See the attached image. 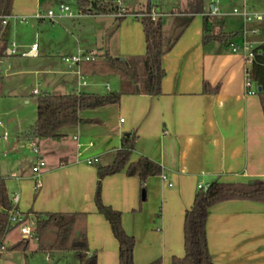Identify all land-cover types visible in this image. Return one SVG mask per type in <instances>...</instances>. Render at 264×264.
Here are the masks:
<instances>
[{"label": "crops", "instance_id": "0c3cea01", "mask_svg": "<svg viewBox=\"0 0 264 264\" xmlns=\"http://www.w3.org/2000/svg\"><path fill=\"white\" fill-rule=\"evenodd\" d=\"M185 1L187 9H173L180 5L178 3L167 11L162 5L151 2L145 9L161 13L164 41L166 45L172 44L163 56L166 75L159 95L134 94L131 85L117 75H86L81 68L71 67L62 59L64 55L88 51L96 52L97 59L106 52L123 59L144 54V26L135 13L145 10H126L127 15L135 18L126 15L121 20L114 14H82L89 16L84 20L70 16L57 21L49 19L53 24L58 22L60 28L53 25L47 30L50 37L42 39L41 57L50 67L33 72L55 77L52 82L43 81V93L122 92L117 104L81 110L79 116L83 121L63 128L58 138L21 137L36 119L19 120L15 127L19 148L33 152L29 148L31 141L37 142L39 147L38 154L33 152L36 158L29 160L30 171L16 177L17 185L12 196L19 191L20 211L87 213V241L93 264H119L118 240L108 220L97 211L94 194L98 164L113 162L127 133H137L131 161L147 156L162 166L161 174L146 180L145 195L139 177L125 171L103 179L104 203L122 212L125 231L136 239L135 264H148L156 259H160L161 264H171L174 256H184V215L194 201L199 184L206 186L215 180H264L261 99L259 94L246 93L242 57L229 47L231 41L242 40L240 31L244 20L236 23L235 30L227 31L224 17L230 16L229 12L213 16L215 19L209 22L211 35L219 32L238 34L229 41L204 40V15L213 2L207 9L204 0ZM43 2L14 0L13 14L4 18L3 38L8 41L11 19L25 23L28 18L37 19L39 23L47 20L39 17L45 15L41 11ZM253 3V7L264 10V0H253ZM102 19H107V23L104 24ZM248 26L259 28L264 35V24ZM44 29L40 28L42 37L46 35ZM249 38L260 43L263 41L261 36L250 35ZM12 45L14 49H9L7 54L15 51V44ZM17 46L23 48L29 44ZM31 46L25 53L37 55L39 48L33 50L36 45ZM59 61H63V67ZM205 82L211 88L218 87V91H205ZM5 88L6 84L2 82L1 96ZM33 94H41V90L34 89ZM7 112L1 111L0 115ZM38 158H44L46 166L42 186L35 189L32 168ZM89 158L97 160L89 164ZM16 172L20 173V167ZM31 219L29 215L25 223ZM23 229L14 243L28 238L29 249L36 251L37 241L27 236ZM207 239L214 264H264V203L232 199L214 205L207 219ZM52 254L60 258L65 253Z\"/></svg>", "mask_w": 264, "mask_h": 264}, {"label": "trees", "instance_id": "16d2710c", "mask_svg": "<svg viewBox=\"0 0 264 264\" xmlns=\"http://www.w3.org/2000/svg\"><path fill=\"white\" fill-rule=\"evenodd\" d=\"M14 0H0V56L7 54L8 42L3 38L4 18L13 14ZM82 14L95 13L118 14V6L106 3L104 0H77ZM147 9L146 12H149ZM203 12V11H201ZM123 16H118L121 20ZM145 32L146 52L127 59L117 58L110 53H104L100 58L83 62L81 72L86 75H117L131 85L134 94L159 95L162 93V82L166 75L163 67V56L171 48L166 45L163 37L162 20L151 17L140 18ZM215 17L204 15V40L215 38L229 41L238 32L210 34L209 22ZM211 23V22H210ZM119 26V21L117 27ZM260 53L256 54L252 65V79L258 87V92L264 112V43L258 46ZM205 91L217 92L218 87L211 88L205 82ZM122 96L121 91H111L106 94L91 92H75L55 94L45 92L37 95V117L35 122L21 134L25 139L58 138L61 130L83 121L79 112L83 109L97 108L108 104H117ZM137 133L135 131L123 136L122 146L116 152L111 164H98V178L96 182L94 202L97 211L108 220L111 230L119 243V264H135L134 249L136 239L128 234L123 226L122 212L107 205L102 197V183L104 177L125 171L128 175L138 176L144 195L145 182L150 176L162 173V166L147 156H141L131 161L135 149ZM232 199H247L264 203V180L254 179L253 182H222L215 180L206 189L199 188L192 205L186 209L184 215L183 237L184 256L172 258L171 264H214L209 251L207 239V219L210 208L214 205ZM12 207L4 178H0V238L13 227L7 228V210ZM23 213V212H22ZM35 220L33 238L37 241L36 251L74 252L79 264H93L89 256L87 241V213L75 212H34L23 213ZM2 244V241L0 245ZM7 249V247H5ZM9 250H29V239L24 238L8 247ZM148 264H161L156 259Z\"/></svg>", "mask_w": 264, "mask_h": 264}, {"label": "rangeland", "instance_id": "374dc122", "mask_svg": "<svg viewBox=\"0 0 264 264\" xmlns=\"http://www.w3.org/2000/svg\"><path fill=\"white\" fill-rule=\"evenodd\" d=\"M104 1L115 6L119 5V2L116 0ZM181 1L178 2L180 4L179 6H175L178 4L176 0H121V6L130 12L145 10L150 2L151 4L162 5V8L167 11L174 6L176 8L173 9H187V4H185L186 1ZM216 1L217 0H204V3L208 9L210 2ZM66 5L69 6L72 14L75 15L74 17L82 18L81 20L89 17L88 15L80 14L77 0H44L41 11L46 14L48 9H51L55 11L56 14H60V8ZM218 5L225 13L231 12L235 8L242 11L244 5H246L247 9L251 12H264V10H259L258 8L253 7V0H218ZM131 16L132 15L128 14L127 18ZM132 17L135 18L134 16ZM64 18H69V16H65ZM224 18V29L227 31L235 30L237 24L244 20L240 15H230ZM57 20L58 19H56V21ZM102 22L104 24L107 23V19H102ZM53 25L60 28L58 22H54L53 24L48 18L43 23H39L37 19L33 18H28L27 23L21 20L11 19L7 35V51L9 49H14V46L12 45L13 43L15 44V51L13 54H6L0 57V85L2 82L6 84V88L3 92L4 96L0 95V112L2 111L3 113V111H8L4 116L0 115V121L2 123L0 126V177L5 179L10 200L12 199V192L17 185L16 177H20L29 172L32 157L34 159L37 156L30 150L18 147L15 127L18 125L19 120L34 121L36 119L37 95L33 94V90L38 89L43 93V81L52 82L55 78L51 74L35 75L33 72L35 69H47L50 67L46 65L47 61L41 57V42L42 39L43 41L46 40V38L48 39L47 36L50 37V33L47 30L51 29ZM232 26L235 27L231 28ZM41 27L42 29L45 28L44 30L46 32V35L43 37L40 35ZM251 36L259 37L260 33L258 32L256 35ZM20 43H28L29 46L17 48V45ZM31 45H36V47L39 48L37 55L35 56L27 55L25 53L28 51L29 47H32ZM17 50L19 52H17ZM57 58L59 59L60 57L57 56ZM62 62L63 61H59L63 67L64 63ZM59 65L58 67H61ZM52 67L53 65L51 68ZM27 101H29V103H27ZM17 115L19 116V119ZM17 167H20V173L16 172ZM31 226L29 220V223H23L18 225V227L15 226L17 228L13 227L15 229L12 232L7 233L0 238V243L2 241L4 246L7 247V249L0 248V264H79V260L74 252L65 253L63 257L59 258L58 255L55 254H48L40 251L32 252L31 249L27 252L9 250L8 247L14 243L20 230L24 227L31 228ZM30 231L32 232V229ZM31 243L34 245L33 240H31Z\"/></svg>", "mask_w": 264, "mask_h": 264}, {"label": "built area", "instance_id": "2783aa9c", "mask_svg": "<svg viewBox=\"0 0 264 264\" xmlns=\"http://www.w3.org/2000/svg\"><path fill=\"white\" fill-rule=\"evenodd\" d=\"M119 2L118 5V16H126L127 12L126 10L121 6V0H116ZM80 14H82L80 12ZM207 15L210 16H223L227 15V13H223L220 10V7L218 5V1L213 2L211 4V8L206 13ZM228 14L230 15H240L244 19V26L241 28L240 34L242 37L241 41H231L229 43V47L231 48V51L234 53H237L241 55L243 63H244V74H245V89L247 94H257L258 92V87L256 83L252 79V65L254 63V59L256 57L257 53H260L258 50V46L264 43V35L263 32L257 28V27H249V24H264V12H251L247 9V7L244 5V8L242 11H239L238 9H234ZM91 15H97L95 13H91ZM137 17H151L153 20L159 19L161 16V13L155 9H150L149 12H141V13H135ZM64 16H70L74 17L75 15L72 14L69 6H62L60 8V14H56L55 11L49 9L45 15H40L39 17L42 18H48L50 20H56L58 18L64 17ZM260 33V36L262 37L263 41L257 42L252 39H250V35H256L257 33ZM37 47L34 46L33 50H36ZM98 57L97 53L94 51H88V52H79L73 55H65L63 56V61L71 66V67H77L80 69V66L83 62L87 61H92L96 60ZM34 92H38L35 90ZM1 124V121H0ZM29 148L33 150L36 154L39 153V147L37 142L31 141L29 144ZM97 159L95 158H89L87 159V163L92 164L95 162ZM46 166V162L43 158H38L36 163L33 165V173H34V182H35V189H38L42 186V176H43V171ZM162 178L164 180H167V176L162 174ZM199 188L204 187L203 184L198 185ZM20 202V193L19 191H15L13 193L11 203L12 207L7 210V223L6 227H15L18 225H21L27 221V217L20 211L18 205ZM31 225L34 227L35 226V220L31 219ZM31 229H26L24 228L23 231L27 236L33 237V229L32 232L30 231ZM0 248H5L4 244L2 243L0 245Z\"/></svg>", "mask_w": 264, "mask_h": 264}, {"label": "water", "instance_id": "95a60500", "mask_svg": "<svg viewBox=\"0 0 264 264\" xmlns=\"http://www.w3.org/2000/svg\"><path fill=\"white\" fill-rule=\"evenodd\" d=\"M254 180H250V182H253ZM210 186V184L206 185L205 188L207 189ZM145 195V193H144Z\"/></svg>", "mask_w": 264, "mask_h": 264}]
</instances>
